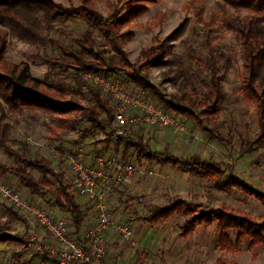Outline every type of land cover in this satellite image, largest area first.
I'll use <instances>...</instances> for the list:
<instances>
[{"label": "rangeland", "instance_id": "rangeland-1", "mask_svg": "<svg viewBox=\"0 0 264 264\" xmlns=\"http://www.w3.org/2000/svg\"><path fill=\"white\" fill-rule=\"evenodd\" d=\"M56 1L67 6L82 4V0ZM113 2L117 4V0ZM88 4L96 7L104 16L111 13L108 0H88ZM117 6H122L120 15L125 17L118 24L119 40L134 67L141 64L139 55L143 48L164 39L183 22L185 30L173 42V52L186 57L189 48L193 46L205 56L208 53L206 44L210 38L217 49L233 57V63L224 79L226 98L219 110L220 135L225 141L201 129L195 118L178 114L170 107L174 95L178 94L180 84L166 80L163 71L167 67H154L144 73L156 92L137 86L133 76L127 71H117L109 75L123 79L130 91L143 90L147 99L175 113L179 118V126L141 129L152 149L169 152L176 157L189 158L198 155L201 159L216 163L224 174L219 178H203L190 168L158 161H138V171L122 191L115 193L113 202H109L118 218L133 225L137 244L134 247L129 246L120 240L117 233L109 234L108 260L122 264H213L217 258L223 257L237 264H264V242L252 246L250 239L243 236L238 251L222 249L219 244L221 230L218 224L201 225L187 237L182 236V227L193 213L215 211L221 203L250 214L259 222H262L261 217L264 216V202L256 196L264 195V149L243 155L248 140L254 139L259 133L256 105L247 104L241 91L243 59L240 40L235 32L222 26L225 12L228 15H244L246 12L232 7L224 9L221 0H153L146 1L134 9H131L130 4L122 2ZM200 18L211 21V26L204 25ZM58 27L79 36L88 28V23L81 18L59 24ZM50 34L66 44L73 45L69 38L57 31ZM7 41L5 59L17 63L28 62L32 74L39 79L44 77L47 67L40 61L34 62L31 55L40 53L53 57L60 54L48 44H31L11 34L8 35ZM202 78L208 80V73H203ZM48 82L61 87H71L74 84L69 79L51 78ZM97 86L112 102V95ZM198 86L202 88L199 83ZM6 120L14 148L22 150L23 143H27L31 151L44 155L57 170L64 171L70 180L72 177L65 161L53 152V148L66 155H92L101 153L107 141L106 132L102 131H94L84 139L82 129L71 133L63 141L54 140L51 129L56 125V121L36 110L22 109L15 113L7 110ZM118 140L112 136L109 150H125V143L117 147ZM128 157L136 161V155L132 151ZM0 161L13 165V160L7 157L2 148ZM35 174L38 175L36 172ZM230 175L247 190L236 186L227 187V177ZM3 186L21 192L31 202L54 207L53 200L47 193L34 200L29 190L23 187L17 178L0 173V220L6 219L8 207L14 209L2 195ZM249 190L254 194H250ZM178 199L187 203L181 211L157 223L149 220L156 207L169 206ZM81 203L83 208L90 211L85 220L95 221L97 212L93 203L86 200ZM22 216L26 219L25 222L15 221L11 223V229L4 232V235H12L15 240L0 241V264H26L22 260L24 255L31 259L28 264H39L40 260L36 257L47 253L45 249H35L27 245L25 237L30 233L36 232L40 238L43 237L35 220ZM89 225L83 223L84 230H88ZM240 233L232 230L229 235L236 241Z\"/></svg>", "mask_w": 264, "mask_h": 264}, {"label": "trees", "instance_id": "trees-1", "mask_svg": "<svg viewBox=\"0 0 264 264\" xmlns=\"http://www.w3.org/2000/svg\"><path fill=\"white\" fill-rule=\"evenodd\" d=\"M146 1L153 0H117V4H130L131 9H134ZM221 3L224 9L232 7L246 12L244 15H228L225 12L222 18V26L235 32L240 40L243 59L241 91L247 104L256 105L258 115L259 133L254 139L248 140L244 155L264 149V0H221ZM108 4L111 13L104 16L96 7L89 5L88 0H82L79 6H67L56 0H0V148L13 160V165L0 161V173L17 178L31 195L47 193L53 204L70 213L76 232L81 230L86 218L78 198L89 200L75 191L64 171L57 170L41 153L31 151L27 143H23L22 150L14 148L6 120L7 110L15 113L31 109L50 116L56 121L51 130L53 139L57 141H63L79 129H82L84 139L94 131L106 132L107 141L100 151L106 152L114 128L111 99L86 80L84 73L109 76L113 72L127 71L137 86L156 92L144 73L154 67H167L163 71L166 80L180 84L170 107L178 114L195 118L201 129L225 141L220 135L219 110L226 98L224 79L231 69L233 57L217 49L210 38L205 56L193 46L186 57L173 52V42L185 30L183 22L164 39L143 48L139 55L141 64L134 67L119 40L118 24L125 19L120 15L122 6H117L113 0H108ZM81 18L88 23V28L79 36L58 27L59 24ZM200 22L209 26L212 24L205 18H200ZM53 31L69 38L73 45L53 37L50 34ZM9 34L31 44H48L60 52L53 57L40 53L31 55L34 62L40 61L47 67L42 79L32 74L28 62L17 63L5 59ZM203 73H208V80L202 78ZM51 78L69 79L74 84L71 87L57 86L48 82ZM198 83L202 85L201 89ZM123 143L126 144L124 156L127 157L132 151L137 163L164 162L190 168L203 178H219L224 174L216 163L201 159L198 155L176 157L169 152L152 149L143 130L127 132L119 138L117 147ZM234 186L247 190L230 175L227 177V187ZM248 192L254 194L253 191ZM256 196L264 202V195ZM185 204V200L178 199L169 206H158L149 220L157 223L167 219L181 211ZM261 220L259 222L250 214L221 203L215 211L193 213L182 227V236L187 237L201 225L218 224L221 248L238 251L243 236L250 239L252 246L264 242V216ZM15 221L25 222L26 219L8 207L6 219L0 220V241L15 240L12 235H4ZM232 230L241 232L236 241L229 235ZM52 257L59 264L57 258ZM106 260L109 261L108 255ZM213 264L237 263L219 257Z\"/></svg>", "mask_w": 264, "mask_h": 264}, {"label": "built area", "instance_id": "built-area-1", "mask_svg": "<svg viewBox=\"0 0 264 264\" xmlns=\"http://www.w3.org/2000/svg\"><path fill=\"white\" fill-rule=\"evenodd\" d=\"M84 77L112 95V133L116 139L127 132L181 124L175 113L147 99L143 90H128L120 77L92 73H84ZM53 152L65 161L75 191L93 203L97 218L85 235L78 234L70 216H56L50 207L31 202L21 192L3 186L1 192L9 204L19 214L32 217L54 240L50 245L36 232H32L25 237L27 245L45 249L57 258L59 264H122L106 260L108 250L105 234L112 230L123 242L134 247L137 244L135 229L129 221L117 217L109 202L138 171V163L117 150L84 156L62 154L54 148Z\"/></svg>", "mask_w": 264, "mask_h": 264}, {"label": "crops", "instance_id": "crops-1", "mask_svg": "<svg viewBox=\"0 0 264 264\" xmlns=\"http://www.w3.org/2000/svg\"><path fill=\"white\" fill-rule=\"evenodd\" d=\"M112 150H107L106 152H111ZM134 162H136V161H134ZM130 181V180H129ZM128 181V182H129ZM115 195V194H114ZM114 195H113V197L110 199V202H113V200H114ZM32 197L31 198H33L34 200H36V198H39L40 196H37V195H31ZM86 200L85 198H80V200H78V201H82V200ZM87 201V200H86ZM54 207H52L51 206V210H52V212H53V214L54 215H56V216H63V215H66V216H70V213L69 212H64V211H62L61 209H59L55 204L53 205ZM83 208V207H82ZM84 209V211H85V214H88V213H90V211H87L85 208H83ZM27 218V217H26ZM86 218H88V217H86ZM94 221V220H93ZM84 223H88V224H90L89 225V227L91 226V224L93 223L92 221H90L89 219H86L85 221H84ZM85 228H84V226H82V228H81V230L79 231V232H77L78 234H81V235H85L86 234V232H87V230H84ZM87 229H89V228H87ZM40 233H41V236L43 237V240L46 242V243H48V244H52L53 242H54V240H53V238L51 237V236H47V233L42 229V228H40ZM109 234L111 235V234H114V232L112 231V230H110V231H108V232H106V234H105V237H106V243L108 244V240H109ZM117 236L120 238V236L117 234ZM120 240H121V238H120ZM8 242H11V241H8ZM35 249H37V248H35ZM107 250H108V247H107ZM49 252H47V253H44V254H39V256L38 257H36V258H38L39 260H40V263L41 264H56V262H55V260L53 259V257L51 258V256L48 254ZM35 258V259H36ZM22 260H24V262H26V264H28L29 263V260H31L30 259V257L28 258V257H26V255H24L23 256V258H22ZM110 261V260H109ZM112 262V261H111ZM39 263V264H40ZM20 264H25V263H20Z\"/></svg>", "mask_w": 264, "mask_h": 264}]
</instances>
